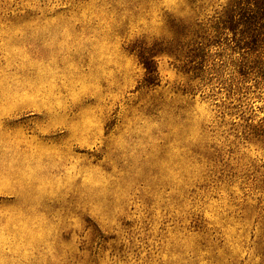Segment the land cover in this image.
Instances as JSON below:
<instances>
[{
  "label": "rangeland",
  "instance_id": "rangeland-1",
  "mask_svg": "<svg viewBox=\"0 0 264 264\" xmlns=\"http://www.w3.org/2000/svg\"><path fill=\"white\" fill-rule=\"evenodd\" d=\"M231 1L0 0V264H264V50Z\"/></svg>",
  "mask_w": 264,
  "mask_h": 264
},
{
  "label": "trees",
  "instance_id": "trees-1",
  "mask_svg": "<svg viewBox=\"0 0 264 264\" xmlns=\"http://www.w3.org/2000/svg\"><path fill=\"white\" fill-rule=\"evenodd\" d=\"M227 9L228 12L224 16L226 18L221 23L223 28H229L233 31L235 46L249 50H264V0H233ZM182 23H177L176 29L181 41L185 40L190 32V29ZM197 48L201 49L200 46ZM134 49L135 47L130 48L131 51ZM157 51L154 48L138 50L140 61L146 68V81L148 83H153L156 76L157 68L154 55ZM260 64L264 67V59L260 61Z\"/></svg>",
  "mask_w": 264,
  "mask_h": 264
}]
</instances>
